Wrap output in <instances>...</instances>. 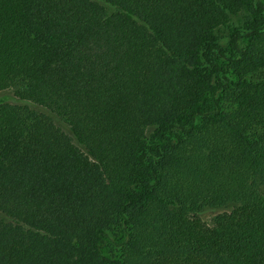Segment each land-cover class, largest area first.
Returning a JSON list of instances; mask_svg holds the SVG:
<instances>
[{
	"label": "trees",
	"instance_id": "1",
	"mask_svg": "<svg viewBox=\"0 0 264 264\" xmlns=\"http://www.w3.org/2000/svg\"><path fill=\"white\" fill-rule=\"evenodd\" d=\"M7 90L0 264H264V0H0Z\"/></svg>",
	"mask_w": 264,
	"mask_h": 264
},
{
	"label": "rangeland",
	"instance_id": "2",
	"mask_svg": "<svg viewBox=\"0 0 264 264\" xmlns=\"http://www.w3.org/2000/svg\"><path fill=\"white\" fill-rule=\"evenodd\" d=\"M248 21L247 14H239L232 18L231 22L224 28H221L216 32V37L218 39L219 44L227 49V51H230L229 42L230 37L233 33L240 29H244L246 27ZM221 63V61H220ZM0 101L10 103L12 105L21 106L25 105L24 102H21L18 97L15 95L14 90H7L0 92ZM32 109L39 113H43L48 115L55 125L61 129L65 134L70 136L73 139V142L76 146L81 148L82 146L74 139L69 126L66 124L65 121L57 117L56 115H53L49 111L43 108H39L36 106L30 105ZM155 130L152 129L148 132L149 136H152L154 134ZM232 208L229 207L227 209H205L201 212L200 217L202 220L208 224L209 226H212L214 223L215 218L224 213L231 211ZM2 218V216H1ZM4 219V217L2 218ZM125 242L124 235L120 232H111L109 236L104 237V253L107 256H120L121 246Z\"/></svg>",
	"mask_w": 264,
	"mask_h": 264
}]
</instances>
